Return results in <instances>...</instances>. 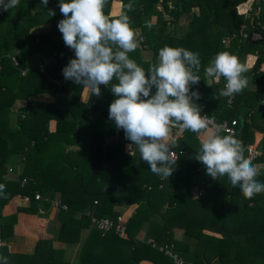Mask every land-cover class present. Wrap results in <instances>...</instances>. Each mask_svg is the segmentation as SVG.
Masks as SVG:
<instances>
[{
  "label": "trees",
  "instance_id": "trees-1",
  "mask_svg": "<svg viewBox=\"0 0 264 264\" xmlns=\"http://www.w3.org/2000/svg\"><path fill=\"white\" fill-rule=\"evenodd\" d=\"M114 2L121 3L117 16L111 15ZM245 2L106 0L103 11L110 19L127 14L132 29L140 30V47L129 57L145 70L158 62L164 46L199 54L201 80L192 90H198L200 99L195 103L217 123L237 120L235 138L244 156L248 146L262 154L257 180L264 183V0H254L248 13L239 14L237 7ZM61 19L59 0H49L47 8L41 0H20L18 8L0 9V242L5 243L0 264H71L65 247L78 243L75 264H264V193L248 200L226 176L213 180L195 159L200 140L212 127L199 136L184 131L172 149L179 155L173 175L168 180L154 175L138 152H125L130 141L108 116L115 98L110 88L101 87L99 97L89 92L82 102L83 87L64 79L62 68L74 52L58 30ZM254 32L260 35L257 40L251 39ZM143 52L150 53L149 60ZM219 52L244 65L248 56L255 58L244 73L248 85L233 97L232 108L225 97L216 96L224 79L211 86L205 81L204 68ZM54 81L63 83L59 87ZM42 95L47 100L35 99ZM63 96L68 102L62 106L56 99ZM19 101L22 105L13 113ZM197 175L195 185L191 178ZM193 185L201 190L198 197L191 195ZM55 200L67 209L56 211ZM127 205L136 208L120 223L122 211L116 208ZM22 215H28L37 236L31 254L10 253L7 244ZM92 217L122 225L125 237L115 229L93 228ZM52 219L58 223L54 229ZM177 229L185 239L175 238Z\"/></svg>",
  "mask_w": 264,
  "mask_h": 264
},
{
  "label": "clouds",
  "instance_id": "clouds-1",
  "mask_svg": "<svg viewBox=\"0 0 264 264\" xmlns=\"http://www.w3.org/2000/svg\"><path fill=\"white\" fill-rule=\"evenodd\" d=\"M49 0H41L47 8ZM20 0H0V9L18 8ZM106 0H59L63 19L57 27L65 46L74 52L62 68L65 80L89 90L99 97L101 85L110 88L115 97L109 105L108 116L117 130L122 129L129 154L138 152L150 171L169 179L175 171L178 158L170 139L173 127L196 133L208 131L209 116H201V107L195 103L200 93L192 90L201 78V60L198 53L185 48L164 46L159 50L158 62L147 70L129 57L139 46L130 17L123 14L110 19L103 11ZM132 10V5H127ZM51 16L55 11L49 9ZM148 27H151L149 24ZM247 68L228 53L219 52L204 68L208 86L223 78V88L216 96L233 98L248 85L244 73ZM115 81V83H113ZM222 125H213L206 138L200 140L196 160L206 168L213 180L227 177L232 187H238L248 200L264 193V183L253 162L243 154L241 143L233 135H221ZM0 185V192L3 191Z\"/></svg>",
  "mask_w": 264,
  "mask_h": 264
},
{
  "label": "crops",
  "instance_id": "crops-1",
  "mask_svg": "<svg viewBox=\"0 0 264 264\" xmlns=\"http://www.w3.org/2000/svg\"><path fill=\"white\" fill-rule=\"evenodd\" d=\"M253 1L254 0H251L249 3H247L248 5L243 7L241 11L238 9L241 6L245 5V3L239 5L237 7V12L239 14L248 13L250 8H251ZM113 5H117L118 8L114 10ZM120 10H121V4L119 2H114L112 4V7H111V15L117 16L120 13ZM133 30L135 31L136 38L139 41L138 37H139L140 30L139 29H133ZM139 47H140V43H139V46L137 48H139ZM143 57L145 60H149L150 59V53L143 52ZM254 59H255L254 57L248 56L245 60V66L250 67L253 64ZM209 79H211V78H209ZM219 81H220V79L218 81L213 80L214 83H218ZM88 96H89V91L83 90L81 92L80 101L85 102L87 100ZM66 99H67V97H66ZM66 103L63 105H66ZM19 105L20 104H18L15 108L17 109ZM52 122H54V121H52ZM54 124H55V122H54ZM171 137H172V133L170 134V139H171ZM191 187H195V186L193 185ZM195 188H197V186ZM197 190H199V189H197ZM20 204L24 205L23 203L19 202L18 205L20 206ZM127 206H130V207L134 206L133 208L134 209L136 208V205H127ZM127 206L117 207L116 210L122 211L121 216L122 215H128L129 207H127ZM134 209H133V212H134ZM125 219H127V218H125ZM19 221H20L19 224L17 226H15L14 236L11 237L7 242L9 252L13 253V254H31L34 251V247L36 245L35 242L37 241L36 232H35L33 227H30L28 225V222H27L28 221V215H22L21 219ZM80 246H81V244L78 243V244H70V245H67L65 247V259L70 261L71 264L76 263V261L78 259V255H79Z\"/></svg>",
  "mask_w": 264,
  "mask_h": 264
},
{
  "label": "built area",
  "instance_id": "built-area-1",
  "mask_svg": "<svg viewBox=\"0 0 264 264\" xmlns=\"http://www.w3.org/2000/svg\"><path fill=\"white\" fill-rule=\"evenodd\" d=\"M169 8H173V6L171 4H169ZM243 26L241 27L242 31L241 33L243 32ZM223 43H228V39L225 38L223 40ZM12 62H13V65L14 66H17L18 65V62L16 61L15 58H12ZM55 85L57 86H61V84L63 83V81H54L53 82ZM100 87H104V88H109L107 86H104V85H101ZM84 90H87L89 91L88 89L86 88H83ZM226 105L228 108H232V105H233V98L229 99V98H226ZM200 114L201 116H205L207 115L205 112L203 111H200ZM209 116V120L212 122L210 127L211 128L213 125H222L223 128H222V134H229V135H233L234 137L237 135V126H238V122L236 119L234 120H231V121H222V122H219L217 123L216 122V119H215V116L213 115H207ZM185 130H182L178 127H173L172 129V137L171 139H174L175 141L178 140L179 138H181L183 136V133H184ZM129 145V144H128ZM125 152L127 154H129V149L126 145L125 147ZM179 154H182V152H180ZM130 155V154H129ZM262 154L260 153V151L252 146H248L247 147V158H249L253 164L256 166V168L260 165L258 163V158L261 156ZM175 156L178 158V153L175 152ZM10 171V170H9ZM201 194V190H197L195 193L191 190V195L192 197H198L199 195ZM35 200H39L41 198L40 194L39 193H36L35 194ZM52 206L53 208L58 211L59 209L61 210H66L67 207L66 205H63L61 203L60 200H55L52 202ZM40 213H43V211H39ZM118 222L120 223H123L122 221V218L121 216L118 217L117 219ZM90 224L93 228L99 230V231H103V232H108L112 229H115L116 233H118L119 237L121 238H124L125 237V229L122 225H114L113 221H111L110 219H107V218H103V219H96V218H91V221H90ZM0 245H1V242H0ZM166 253L173 257V259L175 260L176 263H179V259L176 258L175 255H172L170 251H166Z\"/></svg>",
  "mask_w": 264,
  "mask_h": 264
},
{
  "label": "rangeland",
  "instance_id": "rangeland-1",
  "mask_svg": "<svg viewBox=\"0 0 264 264\" xmlns=\"http://www.w3.org/2000/svg\"><path fill=\"white\" fill-rule=\"evenodd\" d=\"M251 0H246V2H245V4L246 3H249ZM121 4V3H120ZM118 7H117V5H113V9L115 10V9H117ZM159 10H160V8H158ZM196 11V10H195ZM190 14L189 15H185V16H183L182 18H181V20H180V26H179V29H182L183 28V26H185V25H187V23H188V20L190 19ZM244 36H246L245 34H244ZM258 38H260V35L259 34H257V33H252L251 34V39H254V40H257ZM84 90V89H83ZM82 90V91H83ZM35 99L36 100H47V97L46 96H37V97H35ZM49 100H50V98H48ZM56 101L57 102H59L60 103V105H62L63 106V104H65L66 102H68V100L66 99V97H59V98H57L56 99ZM18 104H20V105H22V103L19 101V102H17V104L14 106V108H13V113H14V111L15 110H17L15 107L18 105ZM67 104V103H66ZM14 116V115H13ZM14 118V117H13ZM54 127H55V124H54V122H51L50 123V128L53 130L54 129ZM191 180H193L194 182H195V185L197 184L196 182H198V180H200V176L199 175H197V176H195V177H192L191 178ZM196 187V186H195ZM195 187H191L192 188V191L195 193L196 191H197V189H198V186H197V188H195ZM24 204V203H23ZM127 207H129V209H128V215H122L121 216V218H122V221H123V223H125L127 220H128V218L133 214V207H130V206H127ZM125 218H127V219H125ZM58 226V223H57V221L55 220V219H52L51 220V222H50V228H56ZM125 229V228H124ZM56 230V229H55ZM205 234H208V235H211V236H215V234L214 233H212V232H208V231H205L204 232ZM174 236H175V238L176 239H185V237H184V235H183V230H180V229H177V230H175V232H174ZM37 238V237H36ZM37 243V241L35 242V244ZM3 244H5V243H3V242H1V245H3ZM70 245V244H69Z\"/></svg>",
  "mask_w": 264,
  "mask_h": 264
},
{
  "label": "water",
  "instance_id": "water-1",
  "mask_svg": "<svg viewBox=\"0 0 264 264\" xmlns=\"http://www.w3.org/2000/svg\"><path fill=\"white\" fill-rule=\"evenodd\" d=\"M152 64H153V62H152Z\"/></svg>",
  "mask_w": 264,
  "mask_h": 264
}]
</instances>
